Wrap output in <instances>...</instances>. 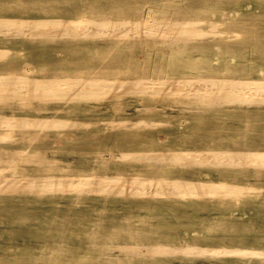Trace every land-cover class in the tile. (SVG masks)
Segmentation results:
<instances>
[{
  "label": "rangeland",
  "instance_id": "rangeland-1",
  "mask_svg": "<svg viewBox=\"0 0 264 264\" xmlns=\"http://www.w3.org/2000/svg\"><path fill=\"white\" fill-rule=\"evenodd\" d=\"M78 11L85 18L97 14L107 17L138 14L157 20L173 16L216 22L223 25L227 34L188 44L136 43L118 46L111 52L105 51V45L99 41L91 40L83 44L74 41L77 45L70 46L63 39L47 44L35 38H10L0 41V45L14 47L24 54L31 48L32 56L26 66L32 75L56 71L73 75L92 72L121 77L217 76L264 81V0H0V16L36 17ZM51 59L55 61L51 63ZM52 64L56 69L51 68ZM136 99L111 106L58 102L52 104V112L40 103L23 106L18 99L1 100L3 113L48 115L58 111V115L103 124L157 117L170 120L172 125L129 133L108 131L103 125L88 132H51L35 141L31 138L33 134L18 131L14 135L21 138L20 142L0 143V159L8 161L9 152H17L12 169L19 176L56 172L76 175L93 171L94 167L97 171L134 174L144 172L145 167L108 159L105 153L114 156L144 150L166 151L177 146L187 150L191 146L202 150L220 146L227 151L248 149L264 153V104L220 105L216 110L204 112L171 110L153 116L151 110L141 109L142 104H150L138 99L139 105ZM169 105L177 106V100H171ZM178 169L163 168L166 173L180 175L185 180L190 176L203 177L200 181L238 185L248 192L239 199H199L184 204L179 200L115 196L73 199L0 195V263L264 264V259L248 257H127L113 251L112 245L132 248L164 243L264 249V167L206 166L186 173V167L179 169L182 172Z\"/></svg>",
  "mask_w": 264,
  "mask_h": 264
},
{
  "label": "bare ground",
  "instance_id": "bare-ground-1",
  "mask_svg": "<svg viewBox=\"0 0 264 264\" xmlns=\"http://www.w3.org/2000/svg\"><path fill=\"white\" fill-rule=\"evenodd\" d=\"M15 10V9H14ZM62 14L44 16H0V41L10 38H35L50 44L55 40H66L70 46L83 44L86 40L105 45L111 52L118 46H155L160 42L175 44L197 43L203 39L219 38L227 34L222 24L173 16L157 20L143 15L107 17L100 14L85 18L82 15ZM204 22V23H203ZM207 25V27H205ZM229 36V35H228ZM27 41L24 43L25 45ZM43 47V44H40ZM39 48V45H38ZM31 48L27 54L14 47L0 45V101L7 98L20 100L21 105L33 106L40 103L52 112V104L88 103L91 106L107 103L120 105L137 98L146 101L145 110L155 114L180 110L204 112L218 109L220 105L245 106L264 104V81L257 79H226L211 77L168 78L165 76L121 77L105 74H29L26 62L31 59ZM32 53V52H31ZM23 54V55H22ZM21 55V56H20ZM13 56V57H12ZM5 60L6 58H10ZM55 60L51 59V63ZM51 68L56 69L52 64ZM138 100V101H139ZM177 100V106H170ZM139 101V105L141 102ZM109 108V106H108ZM149 112V111H148ZM130 119V118H129ZM174 119V118H173ZM104 125L123 133L139 129L169 127L170 120L152 118H133L103 124L86 118L58 115V111L48 115L33 113L18 114L0 112V143H18L21 138L15 132L32 135V141L45 138L48 133L66 134L88 132ZM180 128V127H179ZM181 144V142L179 143ZM174 147L166 151L148 150L130 154L118 153L105 157L131 166H144L142 173L109 172L107 170L80 172L76 175L44 173L16 174L14 157L17 152H9L8 161L0 159V195L3 197H70L80 199L84 196H115L126 199L172 200H230L243 198L244 188L238 185L226 186L220 183L200 181L203 177L190 176L182 179L180 175L166 173L165 169L200 170L202 167H264V153L258 151H227L220 146L213 150H202L191 146V150ZM29 149V148H28ZM106 162H108L105 159ZM42 161L39 160V163ZM155 168L158 170L150 171ZM188 170V171H187ZM150 172L151 174H147ZM184 204V203H182ZM156 236V235H155ZM113 251L131 257H188L207 258H257L264 259L263 248H236L232 246L197 245L185 247L178 244H154L152 246L121 247L112 245ZM8 264V263H0Z\"/></svg>",
  "mask_w": 264,
  "mask_h": 264
}]
</instances>
